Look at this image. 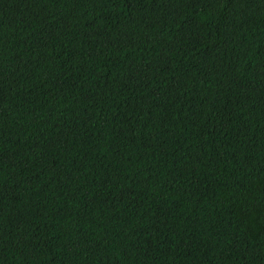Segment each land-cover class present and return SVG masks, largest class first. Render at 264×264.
Segmentation results:
<instances>
[{
  "label": "trees",
  "instance_id": "trees-1",
  "mask_svg": "<svg viewBox=\"0 0 264 264\" xmlns=\"http://www.w3.org/2000/svg\"><path fill=\"white\" fill-rule=\"evenodd\" d=\"M0 264H264V0H0Z\"/></svg>",
  "mask_w": 264,
  "mask_h": 264
}]
</instances>
